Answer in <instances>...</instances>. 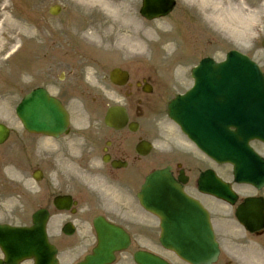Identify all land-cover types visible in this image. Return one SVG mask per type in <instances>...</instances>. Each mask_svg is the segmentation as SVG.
<instances>
[{
    "label": "rangeland",
    "instance_id": "1",
    "mask_svg": "<svg viewBox=\"0 0 264 264\" xmlns=\"http://www.w3.org/2000/svg\"><path fill=\"white\" fill-rule=\"evenodd\" d=\"M134 1L137 5V0ZM177 1L178 4L176 11H181V15L184 12L189 15V11L184 6L183 0ZM53 2L61 3L64 7L63 14L57 18H53L47 14V8ZM263 2L264 0H233V21L237 25L242 26L240 21L242 16L239 12V9L243 3L246 4V11L255 12L256 8L260 7ZM75 3L73 0H0V27H6V24H3V21L6 18L11 17L14 19V21H16L17 25L22 30L26 31L28 37L23 41L17 39L14 40L7 46L6 51L1 56L2 59L5 58L7 54H9V52H11L15 47L18 48L22 45L18 51L19 53L17 52L18 55L13 59V63L15 64L12 66V72H9L8 70L4 72L5 70L0 69V88H2V90H0V123H4L12 129V134L9 141L5 145L0 146V185L2 186H0V188L4 189L6 192V197L4 200L0 198V223H7L17 226L31 225L32 214L38 209L44 207V204L46 203V200L39 192L40 183H37L32 179V172L34 169L38 168L37 165H39V160L37 159V137L31 136L24 131L15 115V108L30 90L46 83L48 80L54 81L51 82L52 84L59 85L57 82L58 73L66 70L71 75V78L76 76V71L70 68L76 66H73L67 62V64L70 66L68 67L62 62H58V60L60 61L64 59L62 54V59L57 57L49 65L45 77L41 78L42 74L44 75V72L41 74V69L43 67H40L37 64L39 59H41V50H46L45 44L48 43V41L43 43L44 40L42 35H51V39H53V37H58L59 35L57 32L53 33L54 28H56L54 26H56V24L63 26L66 15L72 13L74 10L80 9V7H78ZM4 6H8L10 9L7 14L2 12ZM263 14L264 10H262L258 15H252L248 21L251 20V24L254 23L255 25L258 23L257 20L263 17ZM181 15L176 14L174 17L171 16L173 17L172 19L168 18L167 20H161L159 21L158 26L167 30H171L174 26L172 24L173 22L182 20L177 22L180 26L176 30V39L175 36L173 39L176 42L178 37H180L181 40L185 42L184 44L188 48L187 51L190 52V58L182 51L176 56L175 59L186 61L193 58L192 61H190L191 64L186 63L179 65L181 67H172L167 70H164L161 67V70L167 72L170 76L176 75L184 87H188L191 84L188 77L194 64L200 60L199 58L211 56L217 61H221L225 58L229 51L234 49L250 55L261 65L264 71V49L261 45V42L264 39V20L262 25L258 28L259 31L257 32L256 30L255 32L257 35H255L254 38L253 48L244 49L238 41V38H235V40H233L235 43H233L227 40L225 37H222L220 47H216L217 44L215 38L209 34V32L205 33L206 37H203L199 44L196 42L197 36L192 37V35L194 32L199 31V26L203 20L199 18V20H201L199 21L198 18H194V16H191V18L188 20H183ZM91 18L94 19L95 24L97 23L95 26L99 29H102L101 22L94 17ZM139 18L146 25L153 26V23L146 22L145 20L141 19V17ZM40 29L41 37L38 39L36 38V33H39L40 35ZM146 30L148 32L150 31L149 28ZM56 31H58L57 28ZM2 38L5 37H2L1 35V39ZM191 38L194 39V42L192 41V45L189 44ZM46 48L49 50L50 45H48ZM175 49L177 50L178 48ZM74 51V56L77 58L89 60L94 58L97 59L96 55L92 53L88 54L78 47H75ZM82 63L85 64V66L81 67L79 73L85 74V78L91 75L90 72L94 74L96 73L97 69L95 68L97 67H95V64L85 63L84 61ZM31 65H33L32 69ZM22 66L24 69L31 70L28 73L23 72ZM176 68L177 70L172 72V70ZM16 69L20 71V75L15 74L14 76L13 72ZM100 74L101 73L99 72V75ZM162 78L167 81L166 76H162ZM40 79L42 80L39 81ZM181 84H179V88L175 90L174 93L183 89L181 88ZM254 145L258 148L257 150H259L264 155V146L262 147V145L257 143ZM109 216L112 218L117 217L111 212ZM115 220L119 223H123L124 225H128V222H126L128 219L125 221L123 219ZM129 225V227H132L134 224ZM51 227L54 229L53 222ZM235 264L238 263L235 262Z\"/></svg>",
    "mask_w": 264,
    "mask_h": 264
},
{
    "label": "water",
    "instance_id": "2",
    "mask_svg": "<svg viewBox=\"0 0 264 264\" xmlns=\"http://www.w3.org/2000/svg\"><path fill=\"white\" fill-rule=\"evenodd\" d=\"M203 68H208L207 62L204 63L202 68L199 69L201 73H203ZM237 77L239 82L241 76L239 75ZM243 80L245 85L247 83L249 85L253 84L250 73L248 74V77L243 78ZM38 94H40V91ZM38 94H34L37 97L33 98L31 102H24V104H21L20 109L18 110L19 117L21 118L26 129L30 132H51L52 129L50 124L44 123V121H48L47 118L49 117L43 116L45 107L38 99ZM52 103L53 102L46 106V108H49V112H55L52 110L55 108V105ZM179 104V101H177L174 104V107L178 106ZM243 104V102H238L237 110L239 112L241 111V106ZM258 105L260 104L257 100L253 102L252 107L255 109V111H258ZM56 112L60 111L57 109ZM172 112H174V110H172ZM240 123L248 125V123L245 122ZM247 125L243 126L236 124L238 130L234 138L237 141L243 142L245 146H247L249 140L260 139L264 141V128H262L260 125H255L256 129L253 128L250 131L248 130ZM8 133V130L4 126L0 125V144L7 139ZM236 159L233 158V162L239 166V163ZM215 193L218 196H231V193H229L227 187L223 184L221 185L220 189L215 191ZM223 193H227V195ZM159 195H161V199H166L162 201L163 205H173L172 211L160 210L158 207L156 209L158 215L162 219L163 245L167 248L173 249L180 257L187 260L188 262L197 261L198 263H205V260L209 261L214 256V253H212V250H214V242L213 238H210V232L207 228V220L205 215L199 211H196L199 210V208H195L197 205L183 196V193L172 184L168 185L166 183L164 186H162V189L159 190ZM149 196L150 188H146L145 200H149ZM144 203L147 206L150 205L147 201H144ZM197 221L203 222H201V225H198ZM244 221L246 220L244 219ZM40 228V225H37L35 227V232L31 231V233H24L22 231L6 228L9 236L12 237L11 241L3 239L5 229L0 228V245L4 248L9 258V254L13 253L15 255V259H20L23 257L34 258L36 264H57L54 259L55 251L46 244L45 240L42 238V235H40L38 231ZM197 228H199L200 233L204 232L207 235L205 234L200 237L199 231L196 230ZM118 246V244H113L112 248L115 249ZM110 256L111 251L107 243L101 244L100 248L95 252V257L88 258L83 264H104L105 262L109 261ZM136 259L139 264H166L164 261L150 254H142L137 256Z\"/></svg>",
    "mask_w": 264,
    "mask_h": 264
},
{
    "label": "bare ground",
    "instance_id": "3",
    "mask_svg": "<svg viewBox=\"0 0 264 264\" xmlns=\"http://www.w3.org/2000/svg\"><path fill=\"white\" fill-rule=\"evenodd\" d=\"M75 1L79 3V6L89 8V13L101 22L102 30H107L113 35H116V32H121L118 34V48H115L114 51L132 54V51L139 50L144 53L147 51L148 45L155 43L151 35H149V33L147 34L143 28L141 35L138 33L139 22L133 14V7L124 0ZM183 2L190 10L196 11L198 17L202 16L208 21L205 22L209 27L211 26L215 30H213L215 32L214 36H217L220 40L222 37H225L231 41L238 38L242 47L248 46V43L255 35L252 34L254 24H251L252 21H248V19L252 15H258L264 10V2L260 7L256 8L255 12L246 11V4L243 3L239 9L242 16L240 21L243 30H239L238 25L233 21V0H183ZM4 10H8L7 7H5ZM3 24H6V27H0V68L3 67L4 70L12 72V66L15 63H11L10 60L11 56L14 54L12 52L15 51L16 47L11 51L7 59H2L1 56L6 51L7 46L14 40L23 41L28 37L26 31L22 30L13 18H6ZM95 25H97V23H93L91 30L87 31L86 36L83 38L84 41L90 44L98 43L97 36L101 29L97 28ZM159 32L164 33V31ZM1 35L5 38L1 39ZM163 35L165 36V34ZM43 40L46 42L47 38ZM165 40H167V38H165ZM159 43L165 44V41L162 40ZM16 70L13 72V75H20V71ZM5 197V190L0 188V198L4 200Z\"/></svg>",
    "mask_w": 264,
    "mask_h": 264
},
{
    "label": "flooded vegetation",
    "instance_id": "4",
    "mask_svg": "<svg viewBox=\"0 0 264 264\" xmlns=\"http://www.w3.org/2000/svg\"><path fill=\"white\" fill-rule=\"evenodd\" d=\"M57 153L64 164L74 163L77 159L75 157V150L72 149L71 139L60 143ZM116 154H118V157H120L121 159L130 157L128 153L126 151H123L122 149H117Z\"/></svg>",
    "mask_w": 264,
    "mask_h": 264
}]
</instances>
